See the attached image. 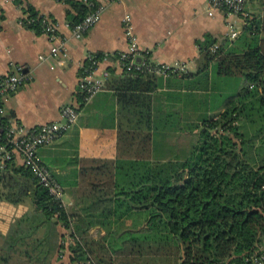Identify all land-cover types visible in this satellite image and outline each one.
Segmentation results:
<instances>
[{"label":"trees","instance_id":"1","mask_svg":"<svg viewBox=\"0 0 264 264\" xmlns=\"http://www.w3.org/2000/svg\"><path fill=\"white\" fill-rule=\"evenodd\" d=\"M56 1L68 6L70 27L89 13L80 0ZM262 2L238 48H229L227 39V45L209 39L199 45V73L214 63L217 75L241 77L243 85L215 118L188 127L198 131V140L184 160L118 161L115 174L79 191L72 208L51 196L16 156L5 161L0 202L25 211L0 234V264H53L64 249L68 264H242L247 255L264 253ZM25 13V26L44 34V16L31 7ZM109 73L106 86L117 92L124 113L138 116L137 130L144 127L149 141L154 76ZM97 226L104 234L94 238L89 232Z\"/></svg>","mask_w":264,"mask_h":264},{"label":"crops","instance_id":"2","mask_svg":"<svg viewBox=\"0 0 264 264\" xmlns=\"http://www.w3.org/2000/svg\"><path fill=\"white\" fill-rule=\"evenodd\" d=\"M96 1L104 6L100 20L83 39L77 40L68 23L66 4L56 0H0V76L8 74L15 65H22L32 74L28 83L2 101L7 123L31 129L63 122L61 109L81 101L78 85L82 66L89 56L105 57L96 72L100 78L108 72L102 91L79 106V117L66 133L38 151L41 161L64 190L66 208L78 203L79 191L94 189L108 175H114L118 161L138 156L152 162L187 158L198 140V131L188 127L215 118L242 87L241 80L236 79L239 77H228L238 80L239 88L231 94L217 89L216 96L222 100L217 110L206 102V98L215 94L212 81L215 65L212 63L205 72H198L199 45L206 39L227 45L228 33V19L219 11L210 15L207 0ZM262 4V0H250L245 15L233 19L239 37L229 48L240 46L239 38L249 24L248 19L261 15ZM28 7L57 25L59 39L65 41L67 49L65 59L52 54L54 43L48 36L25 26ZM125 16L131 18L139 50L148 54L151 63L183 65L186 69L167 76L150 73L155 87L148 94L153 127L149 141L144 127L137 130L138 116L124 113L117 92L106 86L110 70L115 75L122 71L117 55L128 50ZM261 34L260 38H264ZM141 60L137 57V61ZM137 133L142 137L137 138ZM146 140L149 144H145ZM16 161L20 163L19 158ZM24 211L21 206L0 202V234H6L13 220ZM61 232L65 233L63 229ZM99 232L104 234L97 226L89 233L96 238ZM67 255L64 249L53 264H68Z\"/></svg>","mask_w":264,"mask_h":264},{"label":"built area","instance_id":"3","mask_svg":"<svg viewBox=\"0 0 264 264\" xmlns=\"http://www.w3.org/2000/svg\"><path fill=\"white\" fill-rule=\"evenodd\" d=\"M80 1L87 6L89 13L80 23L70 27L73 37L77 40L83 39L86 33L99 22L104 11V6L96 2V0ZM249 1L207 0L208 13L210 15L219 11L228 19L226 38L229 42H233L238 36V30L233 19L239 15H245V8ZM26 21L27 17L25 18ZM42 24L44 26V35L48 36L54 43L51 49L52 54L60 55L62 59H65L67 57V49L65 41L59 39L57 25L46 17L42 20ZM123 27L128 39V50L117 55L121 70H125L127 73H154L164 76L186 70L183 65L171 67L165 64L151 63L148 60V54H143L139 50L129 16L124 17ZM217 49L218 45H214L210 50L215 53ZM137 57H141L143 60L137 61ZM102 60H105V57L96 59V56L92 55L86 60V62L90 63L89 66H82L78 85V93L82 102L77 105H66L61 109L63 122L42 124L31 129L4 121L2 101L28 83L32 79V74L22 65H15L8 74L0 76V169L4 167L5 161L10 160L12 156H16L20 159V164L28 168L39 183L47 188L49 194L56 200L61 201L62 204L64 190L53 177L48 167L41 161L38 151L42 147L49 146L66 133L79 117L78 107L81 104L88 103L96 94L102 91L103 80L108 77V72L106 71L102 73V78L96 75ZM242 264H264V253H251L243 259Z\"/></svg>","mask_w":264,"mask_h":264},{"label":"rangeland","instance_id":"4","mask_svg":"<svg viewBox=\"0 0 264 264\" xmlns=\"http://www.w3.org/2000/svg\"><path fill=\"white\" fill-rule=\"evenodd\" d=\"M261 35L264 37V33L263 32H262ZM215 72H216V70L214 69L212 81H213V89L215 91V94L213 96H210L209 99L206 98V102L209 101L210 105H212V108H214V110H217V107L219 106V104H221L222 100H221V98L216 96V90L219 89V90H222L224 92H229V94L234 93L236 91V89L239 88L238 87L239 85H237L238 80H236V79H240L241 80V85H243V80H242L241 77L236 78L234 80L233 78H228V77H225V76H219V75H216ZM224 101H227V100L225 99ZM204 118H206V117H204ZM170 130H172V127H170L169 131ZM164 135H167V133H165ZM257 145H259V143H257ZM262 149H264V147H262Z\"/></svg>","mask_w":264,"mask_h":264}]
</instances>
